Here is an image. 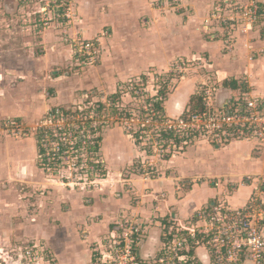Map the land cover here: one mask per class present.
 Returning a JSON list of instances; mask_svg holds the SVG:
<instances>
[{"label":"rangeland","instance_id":"rangeland-1","mask_svg":"<svg viewBox=\"0 0 264 264\" xmlns=\"http://www.w3.org/2000/svg\"><path fill=\"white\" fill-rule=\"evenodd\" d=\"M145 3L160 14L178 10V0ZM261 11L254 26L264 40V7ZM143 17L133 24V0H0V264H149L163 250L162 242L151 250L146 246L163 235V221L136 209L151 203L146 180L161 176V161L195 143L182 149L157 146L138 156L134 143L144 146L133 137L139 128L133 117L158 89L165 96L188 71H203L214 88L216 75L208 77L206 58H185L181 69L170 65L163 73L149 69L146 80L126 78L117 87L122 97L115 104L108 101L110 84H98L101 58L114 36L145 28ZM216 22L210 17L209 27ZM85 43L93 46L89 58ZM98 103L105 104L97 118L104 123L100 173L84 174L69 158L55 170L38 168L36 129L51 125L50 109L88 111ZM114 109L130 117L121 118ZM90 110L87 115H93ZM171 221L179 223L168 219L165 224ZM93 253L100 255L95 262ZM171 253L163 264H172L176 251Z\"/></svg>","mask_w":264,"mask_h":264},{"label":"crops","instance_id":"crops-1","mask_svg":"<svg viewBox=\"0 0 264 264\" xmlns=\"http://www.w3.org/2000/svg\"><path fill=\"white\" fill-rule=\"evenodd\" d=\"M220 1L178 0L177 12L165 10L160 14L157 9L148 7L145 0H133V24L145 16L142 18L145 28L138 27L133 36L129 31L127 37L114 36L111 39L110 48L97 68L98 84H110V93L113 94L126 78L147 75L145 72L149 69L163 73L162 70L170 69L178 58H206L205 70L211 71L207 76L216 75L211 79L216 84L218 103L227 101L247 86L254 95L264 98V40L256 27L235 30L231 46L221 35L207 34L205 20ZM236 1L246 3L249 0ZM259 1L264 4V0ZM126 20L130 22L128 17ZM121 61L128 63L126 68L120 65ZM193 70L188 71L165 95L163 109L167 117L180 116L189 108L191 97L198 95L204 76L203 71L195 73ZM88 72L92 74L91 70ZM134 146L138 156L145 155L135 143ZM160 166L161 176L146 180L151 188L146 197L147 200L151 198V203L136 210L142 208L146 217L160 218L158 221L161 223L162 220V225L168 219L186 225L208 204L219 201L231 208H239L249 202L258 181L264 179V143L247 139L218 147L197 142L171 159L162 160ZM152 199L157 200L156 208ZM153 240L151 243L146 241L148 250L156 247L158 242H164L162 236L158 241L154 237ZM192 252L200 262L208 261L203 246L195 247Z\"/></svg>","mask_w":264,"mask_h":264},{"label":"built area","instance_id":"built-area-1","mask_svg":"<svg viewBox=\"0 0 264 264\" xmlns=\"http://www.w3.org/2000/svg\"><path fill=\"white\" fill-rule=\"evenodd\" d=\"M260 5L259 0L246 3L222 0L205 20L207 34L221 35L231 46L235 30L251 29L261 17ZM210 17L217 21V27H209ZM92 47L89 43L83 46L88 49L84 52L88 58ZM182 65L181 60L174 68L181 69ZM213 86L208 81L199 85L197 94L202 98V110L193 112L188 108L175 118L155 110L149 101L140 116L133 117L139 124L140 143L149 149L159 146L162 150L182 149L200 141L220 147L236 140L255 139L264 143V98L254 95L247 86L227 101L218 103ZM15 123L10 121L8 125ZM256 190L258 193L243 207L231 208L217 201L198 211L196 218L186 225L175 221L164 224V247L153 262L163 264L164 257L176 251L172 264H264V179L258 181ZM197 246L205 248L206 263L200 262L194 254L189 255Z\"/></svg>","mask_w":264,"mask_h":264},{"label":"trees","instance_id":"trees-1","mask_svg":"<svg viewBox=\"0 0 264 264\" xmlns=\"http://www.w3.org/2000/svg\"><path fill=\"white\" fill-rule=\"evenodd\" d=\"M140 78L146 80L145 75H142ZM163 93L164 92L159 89L157 96L149 99L153 108L162 113H164L163 100L165 98L164 95L162 96ZM121 97L122 90L117 88L116 92L108 96V101L115 104L116 100ZM201 102V96L196 95L191 97L189 105L190 110L193 112L202 110ZM104 105V103H98L95 109H89L93 115H87L89 110L86 111L80 107L75 109L53 107L50 109L47 116L51 125H43L36 129L37 167L43 171L55 170L59 168L64 160L69 158L77 160L84 174H90L92 171H99L98 173H100L102 170V163L98 159V152L101 148L102 137L100 132L104 123L97 118H99ZM114 112H117L118 116H122L121 118L124 119L130 117V113H127L123 109L120 111L114 109ZM133 137L139 144V133L134 132ZM142 150L147 154L150 152V149L147 147H144ZM79 151L85 152L81 153ZM122 245L123 243H121V246ZM133 254L135 255L134 258L138 256L137 248L134 250ZM192 254L193 252L191 250L189 255ZM97 258H100L99 253H93L92 262H95ZM110 264L116 263L111 262ZM140 264L147 263L140 262ZM149 264L156 263L149 262Z\"/></svg>","mask_w":264,"mask_h":264}]
</instances>
